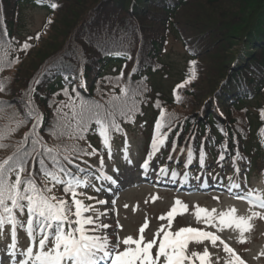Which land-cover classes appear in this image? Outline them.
<instances>
[{"label": "trees", "instance_id": "1", "mask_svg": "<svg viewBox=\"0 0 264 264\" xmlns=\"http://www.w3.org/2000/svg\"><path fill=\"white\" fill-rule=\"evenodd\" d=\"M201 3L197 16H193L198 22L192 27L184 18L194 4L197 7ZM52 4L57 7L52 8ZM221 5L233 11L207 16L210 6ZM23 8L47 12L44 29L27 36L26 42L16 35ZM178 18L182 26H178ZM219 18L226 23L221 25L216 21ZM214 28H221L220 37L211 36ZM169 36L184 43L189 59L195 61V79L181 91L180 106L173 109L176 117L189 119L182 134L191 125V132L200 137L211 130L207 141L210 146L221 130L230 138L243 134L241 149L253 164L259 159L254 150L262 148L264 139V0H0V83L4 86L0 92V104L4 105L0 131L8 133L14 127L15 149L21 151L31 150L32 140L39 136L48 148L61 151L62 158L65 145H72L73 140L80 145L83 140L91 142L97 129L93 122L84 139H57L47 131H64L56 127L57 121L63 124L71 118L72 108L66 105L79 107L76 92L105 108L114 96L121 97L114 103L125 107L127 116L130 113L141 118L150 102L170 101L158 92L155 83L158 74L165 76L170 71L161 62L160 52ZM227 37L232 38L235 50L233 47L228 65L217 70L221 80L213 81L202 94H195V87L202 84L208 70L205 57L217 45L216 38L224 44ZM25 43L30 47L24 49ZM57 109L61 110L59 114ZM219 113L226 118V125ZM41 114L42 126L34 131L33 124ZM178 118L174 123L180 122ZM115 119L121 124L125 117L117 113ZM228 127L236 132L231 133ZM197 135L195 148L199 147ZM9 152L10 147L1 148L0 160ZM74 155L72 158L77 157ZM28 166V171H33L32 160ZM35 174L37 183H41L38 165Z\"/></svg>", "mask_w": 264, "mask_h": 264}, {"label": "snow or ice", "instance_id": "2", "mask_svg": "<svg viewBox=\"0 0 264 264\" xmlns=\"http://www.w3.org/2000/svg\"><path fill=\"white\" fill-rule=\"evenodd\" d=\"M51 7L56 8L57 5L52 4ZM28 47L30 45L25 43L24 49ZM191 64L194 66L195 61H192ZM192 79H195L194 68L184 83H190ZM2 91H4V86L0 83V92ZM75 91L73 89V92ZM122 92L126 93V89H122ZM64 95H69L67 89L64 90ZM76 97L80 99L78 108L72 104L66 105L72 108L71 118H66L63 124L57 121L56 127H63L64 131H47L57 139L61 136H67L70 139H84L85 134L90 130V125L95 122L98 134L102 139V145L109 149V158H111V137L109 133L111 131H121L120 125L116 123L115 116L119 113L120 116L125 117V122L130 120V117L126 115L127 109L114 103V101L120 100L121 97L114 96L109 100L107 102L109 108H105L95 101L84 100L78 92H76ZM179 99L180 97L177 96L176 100L179 101ZM3 107L4 105L0 104V111L3 110ZM156 107H159V102L156 103ZM60 111V109H57V114ZM28 115H32L31 111ZM261 118L264 119V110H261ZM162 121L163 112L154 126L148 159L141 165L145 171L149 167V160L152 155L159 151L160 146L167 139V132L161 134V129L165 127ZM42 123L43 117L41 114L36 118L33 130L35 131L42 126ZM19 126L21 125L18 124L17 127ZM169 131H171L170 127ZM261 132L264 134V129ZM7 134H10V132L0 131V140H3ZM26 142L27 134L25 136ZM126 143L125 140V145ZM262 143H264V139H262ZM32 145L31 150L21 151L17 149L16 154L0 161V229L10 226L13 239L11 247L13 249L15 248L18 226L26 232L31 242V246L21 253L24 257L22 260H14L15 251L8 253L13 264H185L186 261L191 262L193 257L197 258L200 264H210V254L207 248L203 253L192 252L190 255L186 254L190 241L200 243L205 240L210 241L213 246L217 244V241L224 245V251L229 253L230 256L226 264H245V261L228 244L224 243L219 235L213 232L192 227H181L173 232L171 228L176 217L187 212V205H184L178 199L167 214L159 217L160 220H167V225H161L150 240L146 239L144 235L145 230L148 228L147 220L139 228L137 238L129 235L121 239L119 230H122V226L118 223L116 225L117 230L109 233L107 230L111 228V225L101 221L102 217L108 215L107 210L98 212L94 204H85L78 198V196L84 195L78 189L90 186L89 177L92 174L80 167L79 164L74 163L72 155L68 154L93 156L97 154V150L93 148L91 152H87L76 144L65 145V154L61 158V153L53 148H48L39 136L32 140ZM3 147L5 145L0 144V148ZM33 153H35V156H33ZM203 155L201 153V164L203 163ZM188 156L191 160V151H189ZM124 159L128 161L126 147L124 149ZM220 159H223V156ZM29 160L33 162V171H28ZM128 162L130 163V161ZM37 165L39 166L40 184H37V175L35 174ZM100 166L101 168L104 166L102 157ZM160 171L162 174H166L167 169H161ZM26 172L27 175H24ZM12 173H15L14 180L11 179ZM172 175L176 176L177 173L173 172ZM101 178L110 184L117 183L112 176L102 175V177H96V179ZM56 185L62 186L64 194L71 195V203L52 194ZM237 187L239 186L237 185ZM95 190L99 192L101 189L96 188ZM237 198L249 199L250 202H255L258 207L264 208V198L251 191L244 195H238ZM87 199L95 200L96 198L88 196ZM96 203L104 205L108 202L97 200ZM125 207L128 206L125 205ZM17 211L21 215L27 213L26 224L17 218ZM214 213V209L209 212L207 209L197 206L194 215L198 221L203 222L205 225L217 227L219 231L224 230V228L239 230L241 243L245 242L243 239L244 233L251 231L250 221L254 216L259 215V213H253L251 217H240L234 214L235 209L221 212L218 216ZM216 221H218V224ZM111 237H114V239ZM154 248L156 249L155 254L153 253ZM0 264H3L2 260H0Z\"/></svg>", "mask_w": 264, "mask_h": 264}, {"label": "rangeland", "instance_id": "3", "mask_svg": "<svg viewBox=\"0 0 264 264\" xmlns=\"http://www.w3.org/2000/svg\"><path fill=\"white\" fill-rule=\"evenodd\" d=\"M196 4V3H195ZM195 4L188 11L185 20L188 19L190 25L195 27V23L198 21L193 17L197 16V11L199 10L198 4ZM196 7V8H195ZM201 8V7H200ZM221 11V12H220ZM229 10L228 7L210 6L207 9V16L211 14H227ZM235 16H238L235 15ZM232 18L231 16H228ZM181 18L177 19L178 26H182ZM46 21V12L39 9L23 8L21 10L19 24L16 25L18 29L17 36L20 39H24L26 36L32 35L42 28V25ZM221 25L226 23L225 19L219 18L216 20ZM235 20H232L234 23ZM221 28H214L211 30V36H218V30ZM227 36V33H226ZM217 39V45H213L209 54L205 57L204 63L207 66V72L205 73V80L198 87H195V94L197 91L199 94L205 90L208 86L212 85L213 81L219 82L217 78V70L220 67H225L228 65L230 57L235 50V45H233L232 38L227 37L224 44L220 42V38ZM168 45L164 46V53L161 51L162 63L170 67L168 79L166 77L158 78V86L161 92L167 95L168 91L175 85L176 81L179 79V72L183 67V62L186 59V53L183 49L182 42L174 41L170 36L167 40ZM219 43V45H218ZM219 66V67H218ZM214 85V84H213ZM180 88V86H176ZM181 88L174 94V99L180 95ZM191 91V90H190ZM179 93V94H178ZM187 95V93H185ZM182 99V98H181ZM154 105L156 103L153 101L148 104V106ZM180 106V103L176 100L165 101L162 104L159 103V110H163V106ZM175 107V108H177ZM171 108L170 112L175 109ZM185 110V109H184ZM125 140L127 141L125 145ZM5 146L12 147V138L10 136L5 137ZM143 138L137 130H133L122 137L118 138L112 145L111 158L104 160V166L101 168L100 159L95 160L94 166L98 168L99 172L103 175H107L108 172L112 174L117 180L121 181V190H113L112 192H103V194H91L95 197V202L97 200H106L108 203L104 205L95 204L96 211L104 212L107 210L108 215L102 217L101 221L111 225L107 231L109 233L116 229L117 223L122 226V230H119V236L121 239L131 235L133 238H137L139 235V228L148 221V228L145 230V238L150 240L153 235L161 227V225H167V220H160L161 215L167 214V212L173 207L174 202L178 199L184 205H187V212L181 216H177L172 224L171 230L175 232L181 227H192L197 229H203L205 231L213 232L221 237L224 243L228 244L240 257L245 261V264H264V213H260L254 209H251L241 203H238L230 198H228L223 192L209 191L207 193H187V194H177L174 191L165 192L166 190L156 189L154 185L146 183H137L138 178H136V171L138 167L139 155L142 153ZM126 147L128 161L124 159V149ZM12 151V148H11ZM11 152L6 154L8 156ZM184 154V153H182ZM177 153L174 154L176 156ZM118 170V171H116ZM244 177V176H243ZM241 176V179L243 180ZM252 188L249 191L253 192V188L257 191H261L264 196V175L260 178L251 179ZM106 187L108 184L105 185ZM109 187V186H108ZM80 193H82L80 191ZM84 194V193H83ZM87 194V193H85ZM83 196V195H82ZM155 197V199H153ZM218 198V199H215ZM114 201V203H113ZM125 205L128 207L126 208ZM207 209L211 212L215 210V215L218 216L221 212H228L235 209V215L240 217H251L253 213H259L258 216H254L250 221L252 228L251 231L244 233V241L240 242L241 236L239 230L234 228H224V230L219 231L217 227L205 225L203 222L198 221L194 215L196 207ZM92 214V213H89ZM218 224V221H216ZM114 239V237H111ZM6 238H0L1 247V258L3 262H8L10 260L7 253V246H5L4 241ZM20 241H23V237H20ZM205 248L210 254V264H226V261L230 259L229 253L224 251V245L217 241V244L213 246L210 241L205 240L203 242L190 241L187 253L190 255L192 252L203 253ZM155 248L153 253L155 254ZM20 253V250L18 251ZM185 264H200V261L193 257L192 261H186Z\"/></svg>", "mask_w": 264, "mask_h": 264}]
</instances>
